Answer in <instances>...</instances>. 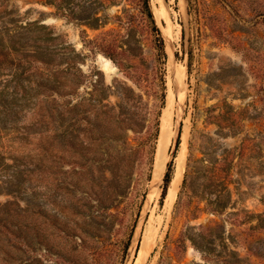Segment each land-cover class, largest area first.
Listing matches in <instances>:
<instances>
[{"label":"rangeland","instance_id":"1","mask_svg":"<svg viewBox=\"0 0 264 264\" xmlns=\"http://www.w3.org/2000/svg\"><path fill=\"white\" fill-rule=\"evenodd\" d=\"M146 232L143 264H264V0H0V264H135Z\"/></svg>","mask_w":264,"mask_h":264},{"label":"bare ground","instance_id":"2","mask_svg":"<svg viewBox=\"0 0 264 264\" xmlns=\"http://www.w3.org/2000/svg\"><path fill=\"white\" fill-rule=\"evenodd\" d=\"M108 65H109V62L105 61V66H108ZM182 80H183V74L177 72L175 75V84H177L178 86H182ZM173 104H174V96L170 94L167 97L166 106L163 109L162 118H161V128H160L159 139H158V144L156 148L155 163H154V169H153L154 179L158 178L161 171L164 169V166L167 161V157H168L167 151L169 149L170 138L173 132L171 128V115H172L171 110L173 108ZM182 141L183 142L180 145V151L177 157L176 170H175L174 177L172 179L170 190L168 193V200H171V201L174 199L177 186L182 176V168H183L185 151H186V142L185 140H182ZM153 243H154V239L150 236L148 232H146L141 242L135 264H143L145 262L147 256L149 255L151 251Z\"/></svg>","mask_w":264,"mask_h":264},{"label":"trees","instance_id":"3","mask_svg":"<svg viewBox=\"0 0 264 264\" xmlns=\"http://www.w3.org/2000/svg\"><path fill=\"white\" fill-rule=\"evenodd\" d=\"M178 143V142H177ZM171 165L172 163H168L167 165V170H166V173L164 175V178H163V192H162V198L165 196L166 194V190H167V187H168V184L170 182V174H171Z\"/></svg>","mask_w":264,"mask_h":264}]
</instances>
